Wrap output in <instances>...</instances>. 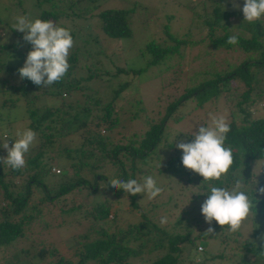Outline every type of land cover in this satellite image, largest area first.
<instances>
[{
  "label": "rangeland",
  "instance_id": "374dc122",
  "mask_svg": "<svg viewBox=\"0 0 264 264\" xmlns=\"http://www.w3.org/2000/svg\"><path fill=\"white\" fill-rule=\"evenodd\" d=\"M32 1L21 0L19 4V0H0V17L4 20L3 24H0V45L3 47L0 48V137L7 134L10 147L15 143L13 137L16 130L27 128L28 119L23 96H20L19 91L12 93L9 87L17 83L19 75L10 76L7 66L11 64L23 67L26 61L23 54L27 56L28 52L32 50V45L29 46L21 36L24 33L14 29L13 24L17 16H25L31 20L38 18L40 8L36 7ZM237 3L241 6L239 9L233 5L232 0H93L86 3L85 8L89 12L85 16L81 15L82 10L73 9L75 14L81 16H73L72 12L68 10L60 24L74 33V47L71 49L70 55L77 54L78 61L73 72H67L63 77V83L72 82L75 79L76 81L80 80L81 88L78 90L82 95L80 100L83 102H87V96L98 98L102 103H107L114 98L113 117L117 121L111 133L109 132V135L107 133V141L111 140L114 144L125 145L131 136L132 138L136 134L141 136L151 124L158 123L165 115L167 105L182 95L185 88L211 78L214 72L226 71L245 58V55L237 50L214 48L209 40H205L202 36L206 29L201 24L202 19L213 15L212 6L214 4H219L221 7L230 5L229 10L237 13L230 17L232 26L245 23L242 12L244 0H237ZM107 8L129 11L127 15L131 29L129 37L111 38L101 31L100 21L96 14L99 10ZM165 25H168L167 30L173 36L187 39L188 43L180 45L177 51L168 53L159 63L148 65L141 73L131 74L130 71L133 72V70L144 67L147 60L150 59V54L145 50L147 43L153 41L161 47L173 45L165 33ZM15 42L18 43L15 49L10 48L9 46ZM89 69L91 70L89 71ZM91 71H94L97 76L90 80L85 79ZM229 86L234 88L235 81H232ZM60 87H58L59 89L52 88L60 91L59 94H42L32 101V106L37 110L41 107L59 106L69 101L74 102L79 96L74 90L66 94ZM237 89L238 91L235 93L231 90V94L234 96L233 101L229 100L228 94L225 97L222 93L216 99H211L202 106H198L193 98L181 102L171 117L164 122L162 141L156 148L157 155H168L175 149L182 151L176 147V144L191 142L194 139L191 133L198 130L199 124L208 121L209 113L224 115L229 122L235 120L239 123L242 114L237 111L234 104L236 95L243 90L242 85H237ZM118 90V94H115V91ZM17 97L18 100L10 106V99ZM89 105L99 117L98 106ZM250 110L252 118L264 117V101L251 106ZM176 117L178 119H175ZM97 121L102 123L99 118L93 116L92 122ZM104 131L101 127L100 134L105 135ZM82 141H84V135L76 133L64 137L61 143L75 147ZM3 142V139H0V145ZM36 143L37 140L31 148ZM167 144H172L173 148L170 149ZM89 147L94 148V146ZM0 148L2 157H7V150L2 146ZM94 151L97 152V150ZM121 158L126 163L125 169L134 174V177L129 179L143 182L144 177L152 175L160 187L168 182L173 184L170 189L168 188L156 197L158 206L163 203L158 214L166 212L167 209L171 211L169 220L159 217L161 221L165 220L162 222L163 226L170 229L171 223L175 222V219L183 211L189 215L187 216L188 220L198 214L199 204L196 203L193 206V202H195L193 194L196 193V187L189 184L183 185L185 181L178 179L174 174L157 171L162 169L159 166L161 160L166 161L169 156L159 159L149 155L145 161L136 160L134 169L130 167V158ZM121 158L119 156V159ZM66 162L63 155L57 156L45 182L48 183V180L52 182L54 177L60 175L66 167ZM93 163L96 164L95 161ZM256 164L257 162L250 163L248 171L251 174H253ZM57 169L59 173L56 171ZM3 170L8 171L9 167L5 165ZM260 170L261 168L258 172ZM93 172L84 170L83 175L91 181ZM96 172L105 175L109 180L113 178L121 180L120 175H117L119 171L116 165L113 166L110 160L102 162ZM25 175L24 173L22 177ZM178 180L182 182H178ZM5 181L11 185L15 183L20 186L23 183V178L7 175ZM51 182L48 183L50 187L52 186ZM104 182L99 181V192L93 193L89 192L87 188H83L79 192L71 194V198L67 197L64 200L65 208H70L72 205L78 206V209L73 213H62L59 208L62 204L59 202L44 204L41 214L24 226L23 236L0 249V264H48L57 260L56 257L72 258L71 251L79 246L78 242H81L82 235L94 237L90 230L91 224L95 223L97 228L103 226L109 232H116L120 228L124 229L129 224L135 223L138 220L137 210L131 206L130 197L125 192L116 195L111 189L106 188ZM12 188L17 189L14 186ZM189 188H192L193 191L191 192ZM136 196L135 201L139 205L138 207L147 210L150 206L149 201L152 199H148L143 194ZM34 199L37 200V198ZM105 202L109 208V216L105 221L94 220L90 216H86V213L89 215L94 213L96 204ZM175 202H177V206L173 207ZM28 211L32 213L29 209ZM260 219L261 217L256 216L255 223H258ZM255 223L246 224L239 232L232 234L231 244L228 248H223L224 258L216 257V254L223 252L220 246L219 249L212 248L208 252V257L215 256V259L206 262V264H247L242 260L241 254H244V241L251 237ZM259 227L261 226L259 225ZM254 233H256L255 230ZM262 234L263 232L259 229L254 237L258 239ZM41 247L53 252L46 253L43 259L34 258L32 255L37 253ZM22 249H29L30 253L25 254ZM143 255L144 259L132 258L131 264H148L147 260L149 259L146 253ZM195 255L199 254H192V256ZM246 258L251 260L253 256L246 254L243 259ZM192 259L194 260L190 263L186 259V250L183 249L178 262L179 264H197L196 259ZM88 264L95 263L91 261Z\"/></svg>",
  "mask_w": 264,
  "mask_h": 264
},
{
  "label": "trees",
  "instance_id": "16d2710c",
  "mask_svg": "<svg viewBox=\"0 0 264 264\" xmlns=\"http://www.w3.org/2000/svg\"><path fill=\"white\" fill-rule=\"evenodd\" d=\"M81 1V2H80ZM93 0H33L32 3L40 8L38 15L42 20H53L59 26L60 21L66 17V13L70 10L71 15L85 16L89 11L85 8L86 3ZM21 3V0L18 2ZM44 6V7H43ZM230 5L221 7L219 4L212 6L213 15L206 16L202 19L203 26L206 28L203 38L209 40L214 48H223L225 50H237L245 55L238 64L233 65L226 71L214 72L213 76L205 79L198 84L185 88L182 95L175 101L169 103L166 108L165 115L158 123L151 124L143 135H133L125 143V145L114 144L107 141L109 132L116 125L117 119H114L113 113L115 107L113 99L107 103H102L100 99L88 97L87 102L81 101L82 95L78 88L80 80L76 79L72 82L63 83V78L51 86L39 87L30 82L29 79H20L17 83L10 85L11 92H20L25 103L28 124L27 128H31L37 133V143L26 154V165L19 170H13L9 167L8 171H4V163L0 161V249L15 242L23 236L24 226L28 225L33 219L41 214L42 207L45 204H53L59 202L62 213L70 214L78 209V206L72 205L70 208H65L64 200L67 197L71 198V194L79 192L83 188H87L89 192H99V181H105L106 188L111 189L116 195L123 194L122 189L117 190L108 184L109 179L96 172V169L102 165V162L110 160V163L116 165L117 175H120L122 181H127L134 174L129 173L125 169V161L121 157L131 159L130 167L134 169L136 160H144L149 155L156 158L169 156L166 161L161 160L162 169L158 172H169L174 174L178 179L184 180L185 184L195 186L196 193L193 194V206L199 204V212L195 214L193 219H189L186 211L171 223V228H166L162 225L159 217L169 220L171 211L159 213V209L163 207V203L158 206V200L152 199L149 201L150 206L147 210L138 207L135 201L137 196H131L130 204L137 210L138 220L135 223L129 224L127 228L119 229L116 232H109L103 226L97 228L95 223L90 225L93 238L88 235H82L81 242L78 247L71 251L70 257H56L57 260L48 264H131L132 258H143L144 253L149 260L148 264H179L178 260L183 249L186 250V259L191 263L195 258L197 264H206L210 260L213 261L215 256L208 257V252L214 249L223 250L231 244V239L234 233H228L227 226H219L213 222L211 227L215 229V235H205L204 232L210 227L205 222L201 213V205L207 198L201 194L206 189V184L203 183V177L186 169L181 162L182 151L177 149L172 150L168 155H157L156 148L162 141V131L164 122L171 117L177 106L187 99L193 98L198 106H202L205 102L216 99L223 93L225 97H229L230 101L234 100L231 90L238 91L237 85H242L243 90L236 95L235 108L242 114V118L237 123L232 120L230 123L231 130L227 135L226 145L233 149L234 165L226 179V182H231V172L239 170L247 182H251L252 175L248 170L250 163L258 162L264 159V117L252 118L251 106L264 101V20L249 24L247 22L232 26L230 17L237 15L236 12L229 10ZM82 10V14H75L73 9ZM86 10V13H85ZM128 10L124 9H101L96 16L100 21L101 31L111 38H124L131 35V29L128 23ZM85 13V14H84ZM240 16V13H239ZM3 19L0 17V24H3ZM165 33L169 40L173 43L171 46L161 47L153 41L146 44V52L150 54V59L144 67L130 71L131 74L141 73L148 65L157 64L165 58L168 53L178 50L182 44H187V39L177 38L173 36L165 25ZM71 32V35L73 37ZM236 35L238 43L228 44L227 40L230 36ZM22 38L24 36L21 35ZM203 39V40H204ZM17 42L9 47L15 49ZM30 46L31 44L28 43ZM0 48H3L0 45ZM26 55L23 54V58ZM78 61L77 54L69 56L70 68L68 72H73ZM20 66L8 64L7 69L11 75H19L18 69ZM91 69H89L90 71ZM15 75V76H16ZM97 74L94 71L85 77L92 79ZM235 81L236 86L231 88L229 85ZM62 86V87H60ZM60 87L66 94L74 90L79 96L76 100L69 101L59 106L41 107L39 110L34 108L32 101L40 95H57L60 91L52 89ZM63 92V91H61ZM115 91V94H118ZM86 97V98H87ZM17 98L10 99V106L13 105ZM32 103V104H31ZM94 107L98 106L100 110L98 114L93 112ZM97 117L102 121L92 122V117ZM136 117V116H133ZM175 119H178L176 117ZM101 127L105 130V135L100 134ZM80 133L84 135V141L78 146L69 147L62 145L61 140L69 135ZM108 133V135H107ZM136 137V138H135ZM94 146V150L92 147ZM56 147V149H55ZM170 149L172 144H167ZM57 152V153H55ZM55 153V154H54ZM66 158V167L60 175L52 179V186H48L46 179L49 177V172L53 166V161L57 156ZM119 156L121 159H119ZM0 157L1 148H0ZM94 160L96 164H94ZM136 161V162H137ZM100 163V165H97ZM93 172L92 180L86 179L83 171ZM258 176L260 186H264V167ZM26 174L25 177L22 175ZM59 173V172H58ZM129 173V174H128ZM7 175L21 176L23 183L20 186L5 181ZM167 176H169L167 174ZM45 179V180H44ZM178 180V182H182ZM217 186H220L219 181H214ZM170 184V187L168 185ZM202 184V185H201ZM173 184L168 182L164 186L161 185L163 191L170 189ZM17 187L14 190L12 187ZM191 192L192 188H189ZM162 191V192H163ZM257 199L256 212L261 217L258 221V229H254L256 233L261 229L264 235V197L254 194ZM158 197V196H157ZM34 198H37L35 200ZM171 198V197H170ZM169 198V199H170ZM159 199V198H158ZM177 202L174 206H177ZM32 211L30 213L28 211ZM94 220L105 221L109 216V208L107 202L99 203L94 206V213L91 215L86 213ZM206 226V227H204ZM181 228V229H180ZM251 233V237L244 241V254L241 258L247 264H264V240L256 239V233ZM88 236V237H87ZM182 244V245H181ZM219 244V245H218ZM199 247V249H198ZM25 254L30 253L29 249H22ZM230 251V250H229ZM50 251L44 247L37 250L32 256L45 258V254ZM55 252V251H54ZM193 253L199 255L192 256ZM224 253L216 254L218 259L224 258ZM235 254V253H233ZM246 254H251L253 258L248 260Z\"/></svg>",
  "mask_w": 264,
  "mask_h": 264
},
{
  "label": "clouds",
  "instance_id": "9594fccd",
  "mask_svg": "<svg viewBox=\"0 0 264 264\" xmlns=\"http://www.w3.org/2000/svg\"><path fill=\"white\" fill-rule=\"evenodd\" d=\"M232 2L236 8L241 7L237 0ZM242 12L244 22L249 24L264 20V0H244ZM13 28L24 33L23 40L32 45L24 66L18 69L21 80L29 79L39 87H47L67 74L70 51L74 47L69 29L53 20H31L25 16L15 17ZM227 43H238V37L230 36ZM230 130L226 116L209 113L208 121L199 124L198 130L191 133L194 137L191 142L176 144L183 153L182 165L203 177L202 184H206L205 191L201 193L207 196L201 205V213L210 227L204 232L205 235H215V229L211 227L213 222L227 226V231L231 233L239 232L246 224L255 223L257 199L254 194L264 197V186H260L257 180L262 172L258 170L264 167V159L257 162L251 182H247L239 170L232 171L231 182H226L234 165L233 149L226 145ZM8 137L7 134L0 137L4 141L0 146L7 150V157H0V161L13 170L22 169L26 165V154L37 140V133L31 128H18L11 147ZM214 181H219L220 186ZM108 184L117 190L122 189L127 195L143 194L148 199H155L163 191L152 175L144 177L143 182L113 178ZM258 227L255 223L252 231ZM260 239L264 240V235Z\"/></svg>",
  "mask_w": 264,
  "mask_h": 264
},
{
  "label": "built area",
  "instance_id": "2783aa9c",
  "mask_svg": "<svg viewBox=\"0 0 264 264\" xmlns=\"http://www.w3.org/2000/svg\"><path fill=\"white\" fill-rule=\"evenodd\" d=\"M56 171L58 172L59 170L57 169ZM198 249H199V247H198Z\"/></svg>",
  "mask_w": 264,
  "mask_h": 264
}]
</instances>
